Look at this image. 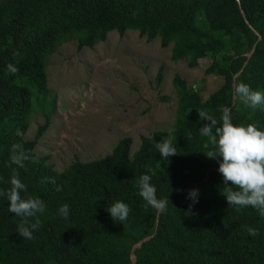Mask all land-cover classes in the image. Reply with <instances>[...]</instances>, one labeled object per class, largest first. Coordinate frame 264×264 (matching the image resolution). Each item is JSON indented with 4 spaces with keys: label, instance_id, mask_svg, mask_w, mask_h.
<instances>
[{
    "label": "trees",
    "instance_id": "obj_1",
    "mask_svg": "<svg viewBox=\"0 0 264 264\" xmlns=\"http://www.w3.org/2000/svg\"><path fill=\"white\" fill-rule=\"evenodd\" d=\"M128 30L147 43L158 39L163 49L172 45L171 60H186L190 69L210 59L205 74L223 83L203 100L175 75L177 108L170 130L142 136L132 155V140L124 137L105 157L74 160L57 172L49 156L34 153L55 112L47 87L49 58L70 41H77L80 52L105 42L111 32L123 36ZM8 65L18 71L11 73ZM240 71L235 85L264 91V0H0V264H131L132 246L155 231L157 215L138 194L142 175L152 177L157 198L169 204L159 214L155 235L135 250L136 264H264V216L228 205L220 158L206 157L213 148L204 147L208 138L199 132L208 123L199 119L200 110L217 126L226 115L236 126L255 124L264 131V110L233 99V77ZM36 111L44 121L25 140ZM149 137L157 143L170 137L177 155L162 158ZM14 143L30 156L23 168L11 163ZM13 169L27 186L21 197H37L46 206L31 240L19 236L21 218L8 211ZM49 177L55 184L41 182ZM190 188L198 189V202L188 198L184 204ZM117 201L131 209L123 224L107 211ZM64 204L67 219L59 215ZM248 228L259 235H249Z\"/></svg>",
    "mask_w": 264,
    "mask_h": 264
},
{
    "label": "rangeland",
    "instance_id": "obj_2",
    "mask_svg": "<svg viewBox=\"0 0 264 264\" xmlns=\"http://www.w3.org/2000/svg\"><path fill=\"white\" fill-rule=\"evenodd\" d=\"M171 49L161 48L158 39L147 43L131 30L123 36L111 32L93 49L78 52L77 41L59 47L46 68L55 112L34 150L36 157L49 156L61 172L74 160L105 157L124 137L132 140V155L142 136L170 130L177 108L175 75L203 100L223 83L221 77L205 74L210 59L190 69L186 60H171ZM160 68L163 80L156 86ZM43 121L42 112L36 111L24 139L31 140Z\"/></svg>",
    "mask_w": 264,
    "mask_h": 264
},
{
    "label": "clouds",
    "instance_id": "obj_3",
    "mask_svg": "<svg viewBox=\"0 0 264 264\" xmlns=\"http://www.w3.org/2000/svg\"><path fill=\"white\" fill-rule=\"evenodd\" d=\"M8 69L13 74L18 71L13 65H8ZM234 92L236 99L247 108L264 110V91L253 90L245 83H237ZM222 111L227 110L222 109ZM198 116L200 120L208 122L200 127L199 132L201 136L208 138V143H205L204 147L207 149L211 144L213 148L207 152L206 157L220 158L218 172L226 185L222 195L226 197L228 205L236 206L237 211L251 207L257 210L260 216H264V131L258 130L255 124L236 126L226 115L222 117L220 126H217V120L207 110H200ZM149 139L153 141V137ZM153 143L162 158L177 155V149L173 146L170 137L163 139L162 142L153 141ZM11 153V163L19 168H23L25 161L30 159L23 145L19 143L11 145ZM151 179L150 175L139 177L138 194L148 206L157 212H163L169 200L157 198V190L151 183ZM41 182L55 184V180L50 177ZM10 185L6 193L9 200L8 211L21 218L17 227L19 236L31 240L34 238L33 232L38 230L42 224L39 215L45 212L46 206L37 197H21V191H26L27 186L20 181L16 169L12 170ZM61 190L60 186L56 187V191ZM188 196L193 204L197 203L198 189L190 190ZM107 211L112 220L123 224L127 221L131 209L126 203L117 201ZM68 214L69 206L62 205L59 208V215L67 219ZM247 231L251 236L259 235L258 229L248 228Z\"/></svg>",
    "mask_w": 264,
    "mask_h": 264
},
{
    "label": "water",
    "instance_id": "obj_4",
    "mask_svg": "<svg viewBox=\"0 0 264 264\" xmlns=\"http://www.w3.org/2000/svg\"><path fill=\"white\" fill-rule=\"evenodd\" d=\"M241 12H242V11H241ZM242 14H243V12H242ZM243 15H244V14H243ZM252 31H253V33H254L255 35L258 36V40H260V36L258 35V33H257L255 30H253V29H252ZM255 47H256V45L254 44V46L252 47L251 51L247 54V61H248V59L252 56V54H253V52H254V50H255ZM247 61H246V63L244 64V66L247 64ZM241 70H242V69H241ZM240 73H241V71L233 77V84H232V86H233V94H234V95H233V99H234V100H235V92H234L235 82H236V78L239 76ZM227 111H228V110H227ZM207 179H208V176L206 175L205 180H207ZM190 190H191V188H190ZM190 190H189V191H190ZM188 198H189V196L187 195V196H186V199H185V201H184V204L187 202ZM159 214H160V212H157V215H156V223H155V231H154L151 235H149V236H147V237L141 239L140 241H138L136 244H134V245L132 246L131 251H130V261H131V264H136V256H135V254H134L135 250L138 249V248H140V247L142 246V244H144L145 242L149 241V240L155 235L156 230H157V227H158V218H159Z\"/></svg>",
    "mask_w": 264,
    "mask_h": 264
}]
</instances>
